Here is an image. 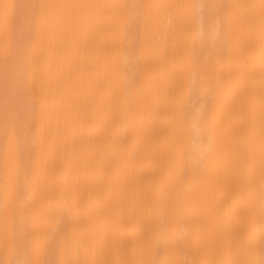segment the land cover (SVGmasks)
Here are the masks:
<instances>
[{
	"label": "bare ground",
	"instance_id": "bare-ground-1",
	"mask_svg": "<svg viewBox=\"0 0 264 264\" xmlns=\"http://www.w3.org/2000/svg\"><path fill=\"white\" fill-rule=\"evenodd\" d=\"M0 264H264V0H0Z\"/></svg>",
	"mask_w": 264,
	"mask_h": 264
}]
</instances>
